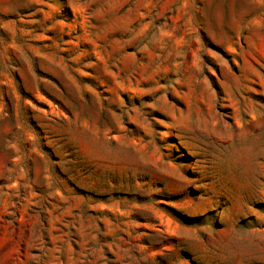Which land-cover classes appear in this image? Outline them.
Wrapping results in <instances>:
<instances>
[{
    "label": "rangeland",
    "instance_id": "1",
    "mask_svg": "<svg viewBox=\"0 0 264 264\" xmlns=\"http://www.w3.org/2000/svg\"><path fill=\"white\" fill-rule=\"evenodd\" d=\"M0 264H264V0H0Z\"/></svg>",
    "mask_w": 264,
    "mask_h": 264
}]
</instances>
